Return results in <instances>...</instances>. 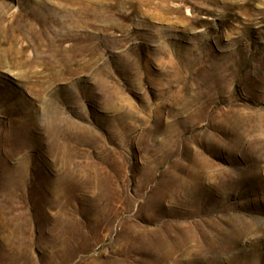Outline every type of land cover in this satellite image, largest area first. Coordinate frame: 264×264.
Returning a JSON list of instances; mask_svg holds the SVG:
<instances>
[{
  "label": "rangeland",
  "instance_id": "374dc122",
  "mask_svg": "<svg viewBox=\"0 0 264 264\" xmlns=\"http://www.w3.org/2000/svg\"><path fill=\"white\" fill-rule=\"evenodd\" d=\"M0 264H264V0H0Z\"/></svg>",
  "mask_w": 264,
  "mask_h": 264
}]
</instances>
